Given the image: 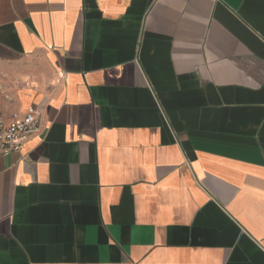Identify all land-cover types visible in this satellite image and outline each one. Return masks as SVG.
I'll return each instance as SVG.
<instances>
[{
    "label": "crops",
    "instance_id": "crops-1",
    "mask_svg": "<svg viewBox=\"0 0 264 264\" xmlns=\"http://www.w3.org/2000/svg\"><path fill=\"white\" fill-rule=\"evenodd\" d=\"M0 264H264V0H0Z\"/></svg>",
    "mask_w": 264,
    "mask_h": 264
},
{
    "label": "built area",
    "instance_id": "built-area-1",
    "mask_svg": "<svg viewBox=\"0 0 264 264\" xmlns=\"http://www.w3.org/2000/svg\"><path fill=\"white\" fill-rule=\"evenodd\" d=\"M42 110L30 106L20 119L2 123L0 121V153L19 150L21 145L38 133Z\"/></svg>",
    "mask_w": 264,
    "mask_h": 264
}]
</instances>
